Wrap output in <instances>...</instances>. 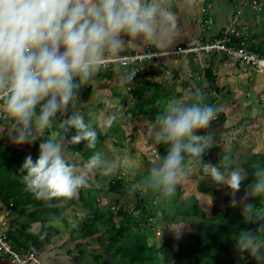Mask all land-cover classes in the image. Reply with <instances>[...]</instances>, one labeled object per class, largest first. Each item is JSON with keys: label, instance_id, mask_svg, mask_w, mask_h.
<instances>
[{"label": "clouds", "instance_id": "obj_1", "mask_svg": "<svg viewBox=\"0 0 264 264\" xmlns=\"http://www.w3.org/2000/svg\"><path fill=\"white\" fill-rule=\"evenodd\" d=\"M175 23L164 0H0V131L7 130L16 145L41 141L38 157L27 156L20 167L25 190L35 199H70L88 185L93 169L111 173L116 162L105 160L99 151L77 170L63 154V137L47 138L46 130L54 133L56 118L63 113L65 118L57 125L63 133L74 130L72 142H86V148L94 149L97 131L92 124L79 112L67 115L69 106L77 103L79 87L129 42L164 41ZM133 75L123 78L131 81ZM194 97L192 103L172 99L151 122L153 141L166 145L167 151L157 158L143 184L162 202L174 195L179 180L187 175L186 160L202 158L214 143L213 133L197 132L209 128L219 109L204 103L200 91ZM114 120L110 115L104 124L111 126ZM224 160L223 170L205 163L203 172L235 196L249 175L231 168L228 156ZM252 176L244 200L264 196V166L256 165ZM241 202L231 200L233 207ZM107 206L105 201L101 209ZM249 209L250 204L244 206V216L260 223L255 230L240 231L236 247L264 264V215ZM183 228L175 231L177 237Z\"/></svg>", "mask_w": 264, "mask_h": 264}, {"label": "trees", "instance_id": "obj_2", "mask_svg": "<svg viewBox=\"0 0 264 264\" xmlns=\"http://www.w3.org/2000/svg\"><path fill=\"white\" fill-rule=\"evenodd\" d=\"M222 34L220 33L217 36H221ZM256 41L257 39L254 37L252 42L250 39H247L245 42L247 44L250 43L253 48H249L252 51L264 55V44L260 43V46H258L259 42ZM242 43V39H238L234 35L231 37V45L240 46ZM208 65L210 66L205 71L204 77H211V80L206 83L211 85L210 89H212L218 77L216 75L214 76L212 64L209 63ZM163 70H165V68H163ZM164 72L165 71H163L162 77ZM160 74L161 70L158 69L157 74L142 70L137 76V81L139 82L141 78L145 76L152 78ZM107 75H109V78L106 77V79L110 83L114 81L122 83L121 85H123V81L113 80L112 73H107L106 76ZM136 84L133 85V89ZM145 86L148 87V89L155 88V85H153L151 81L149 84L146 83ZM216 91H219L218 88ZM86 92L87 89L82 86L79 87L78 93L84 95ZM128 93L131 95L133 93L134 96L133 90H131V93ZM156 98L157 99H153V101L150 102L153 106L161 101L160 94H158ZM206 101L207 100L204 99L203 102L206 103ZM215 102L214 99L209 103L219 109L216 116L218 120L214 122V125L217 129L222 130L226 123L225 113L217 106V102ZM122 103L125 104L123 99ZM127 108H129V111H133V108L129 104ZM141 108H143L141 111L144 112V107L141 106ZM162 111L163 110H160L155 117ZM55 131L62 132L63 130L58 128V130ZM62 134V136H58L56 139L63 137V152L82 155L83 152L80 153V151H82L86 142H72L70 137L74 134V130L67 134L62 132ZM197 134L205 135V132L198 130ZM130 135H132V133ZM226 143L227 142H225V144ZM114 144L116 147L119 146V143L115 142L113 145ZM216 145L217 144L213 145V148ZM229 145L227 144L228 150L225 151V156H229L230 160H232V145ZM165 146L166 145L159 144V146L155 147L160 154L158 157L166 154L167 149ZM94 153L95 152H93L92 155ZM38 154L39 148L37 142L33 144L26 143L24 145H16L12 143L8 133L4 134L0 131V204L2 205L0 213L4 209L10 210L14 214L19 211H24L26 212V218L29 217V219H27L29 223L23 222L22 220L18 221V218H15L17 219V222H15L17 224V229L8 234L17 251L42 252L50 244V239L53 236V230L47 227V223H49L51 219H56L59 220L60 223L62 222V225L68 227L69 223L67 220L66 222L63 219L62 211L70 208V206H74V209H80L81 207L85 211L86 217L80 223L78 229L73 232V236H77L78 234L81 238L80 241L88 240L92 242L95 236L99 235L97 239H95V243L101 247L102 254L98 257H94V259L99 261L103 255L107 256V260L101 261L102 264H257V262L247 256V254L241 253L239 250L235 251L230 249L231 246L236 244L235 239L240 231L255 230L260 223L259 221H250L247 216H244V208L239 212L236 206L233 207L231 204L232 196L225 197L224 201L219 203L223 208H221L219 204L212 206L213 217L211 219H207L206 212L202 210L199 199L196 198V196H191L179 202L182 196L179 189H177L175 194L170 198L175 204L174 212L171 215H165L166 211L160 208L159 203H157L156 206H152L153 200L158 197V194L151 189H145L147 192L146 196H140V189H136L137 191H135L133 203L134 210L127 209V207L120 208L115 214L111 212L110 207H104L103 209L99 208L101 200H99L98 191L96 189L88 190V193H86L88 199L85 198V192L80 191L77 196L75 195L67 200L54 199L50 202H45L35 199L30 192L25 190V186L22 182V174L20 173V167L25 158L31 155L33 160H35ZM150 156H153L152 151L150 152ZM90 157L87 156L86 158L85 156L86 159ZM154 159L152 162L157 163ZM148 160H146V163L150 164L151 168L153 166L152 162ZM258 164L264 166V154H254L244 158L241 168L244 172H247L249 176L247 180L243 181L241 189L236 192L247 190V186L253 180L252 173L255 166ZM148 173L149 172L145 174V177ZM123 182L122 179L115 178L108 184L106 189L112 194H122L125 190ZM221 188H223V186L216 182L210 183L209 185L205 183H200L198 185L200 194H217V189ZM236 192L235 195H237ZM90 199L96 200L95 203L90 204ZM248 204H250V212L257 216L264 215V196L249 198ZM224 205H227V207ZM134 213H139L142 218L138 219ZM163 217L164 222H168V224L171 222L172 224L168 229L166 237L172 239L173 243L172 246L170 245L171 247L168 245V248H164V246L158 248L156 245H151L149 243V238L157 231L155 225L158 224ZM99 218L106 219V223H104L102 227H99ZM184 222H188L189 224L185 223L182 226L184 227L183 229H194L192 232L193 235L186 244L187 247H185L184 237L181 235L177 237L175 233V231L179 229L177 225L183 224ZM203 222L206 224L204 227L200 226L203 225ZM37 223H39L41 227L35 229L33 225ZM116 226L120 227L119 232L123 236L121 239L114 236ZM76 249H84V244H78ZM83 251L85 252L86 249ZM165 254L173 255V259L169 263L165 262ZM108 256L112 258L110 257L108 260Z\"/></svg>", "mask_w": 264, "mask_h": 264}, {"label": "rangeland", "instance_id": "obj_3", "mask_svg": "<svg viewBox=\"0 0 264 264\" xmlns=\"http://www.w3.org/2000/svg\"><path fill=\"white\" fill-rule=\"evenodd\" d=\"M239 1L241 0H235V2L237 3ZM252 1L253 0H245V2L249 3L248 6L250 7H243L242 4H240L237 7V5L239 4L238 3L237 5L234 4L231 6L228 5L226 6V8L227 10H229L230 14L236 13L237 11H239L238 9H243L242 12H244V15L249 16L251 18V20L248 19V21L242 22L244 26L243 28H249L248 31H244L245 32L244 36L247 35L251 36L253 34V32H250V28L252 27L255 33L257 32L259 35L263 33L264 36V32L261 31V28L264 27V22L262 24L257 23L260 22L261 16L259 15H261L262 13L254 11V9L251 7ZM257 2H258L257 8H260V4L262 0H257ZM223 5L224 3L222 1H219L217 6L212 8L213 11H216L218 13L212 15L214 21L220 18L221 12L223 10ZM207 21H210V19H207ZM200 22H204V21H200ZM247 32L250 33L248 34ZM137 59L140 60L139 57ZM153 68L154 66H150V69ZM250 70H252L250 72L256 74V76H253L254 77L253 80H257L258 79L257 75L262 73V72L259 73L257 69H250ZM99 72H101V70H99ZM154 73L157 74V71L154 70ZM96 74L97 72L93 76H96ZM261 75L264 76L263 74ZM102 76L104 75H101L100 76L101 78H98V80L96 81L90 80L86 82L84 85H81V86H86L88 88L86 94L83 95L82 93H77L78 96L77 103L69 106L67 115L72 112H79L80 114L84 115L85 122L89 120H93L98 124V126L92 124V126L97 131V143L95 148L88 149L85 146H83L82 149L85 150V152L83 151L82 155H76L71 161L78 167L82 166L84 164L83 157L84 156H86V158L87 156L90 157L92 153L96 151L101 152L105 160L109 162L115 161L116 166L112 170H114L116 173L118 172L117 176L114 171H112L109 174H103L100 169H93L91 171L92 172L91 175L93 177L92 181L98 182L99 179L100 181L96 185L94 184V182H92L93 183L92 186L98 189L97 190L98 197L100 196L99 193L101 192L105 193V197H107L109 200L106 201L108 202L107 205L118 202L120 200L121 203L127 207V209L134 210L133 203L135 198V191H137L136 189H140L139 192L140 196H146L147 194V192H145L146 191L145 187L143 186V180L145 174H147L146 170H148L151 165L146 163V160L149 159L148 161L152 162V160L155 158V155L158 156L160 155L158 150H156L155 148L156 146H159V144H156L153 141L151 122L155 120L156 118L155 115L160 110H164L163 108H165L167 103L171 101L172 98H174V95H172V93L164 92V94L166 93V95L163 96L162 94L161 101L157 102L158 104L153 106V104H151L150 102H152L153 99H157L156 96L159 94V92L155 91L153 95H151L152 93L150 92L152 88L141 89L136 96L137 101H135V103L133 104V100L131 99L130 94L126 93L125 87L124 86L119 87L122 83L114 82V81L110 83L107 79H102L103 78ZM106 77L109 78V75H107ZM152 80L151 83H153ZM153 85L155 84L153 83ZM222 85L225 86L224 83ZM154 87L157 90L158 86L155 85ZM227 94H229V91H227ZM204 95L205 94L203 93V96ZM216 98L220 99L218 95L216 96ZM122 99L125 101V104L123 106L120 104V101ZM221 99L223 100L217 103V106L220 107L221 110H223V112L225 113V118H226L225 124L226 126L229 127L223 128L224 130L217 129L216 126L214 125L215 124L214 122H217L218 120L216 117V119L211 122L210 124L211 126H209L208 129L199 130L205 132V135L208 134L209 132L213 133L214 143L212 144L211 148L205 151L202 158H190L186 160V167L188 169L187 175L182 177L177 184V189H179L180 192L182 193L179 202L186 200L191 196H196V198L199 199V203L200 206L202 207V210L206 212L207 219H211L213 217L212 206L215 204L218 205L220 202L224 201L225 197L227 196H232L231 197L232 199L235 198L238 201H242L241 203H238L236 205L239 212H241L244 206L248 204V199L244 200L246 191L236 192L237 195L233 196L232 195L233 190L225 185H221L223 186V188L217 189L218 191L217 194H200L198 191V185L200 183H205L208 185L210 183H215V181L211 178L210 175H206V174L204 175L203 172L204 164L211 163L213 165H217L221 170H223L225 167V160H224L226 154L225 151L228 150L227 144L232 145L231 153L233 155V158L232 160H230L229 158L230 161L229 166L231 168L242 170L241 164L243 163L245 157L254 154H264V90L262 92H259L253 89L249 90L248 88H246L245 90L244 89L242 90L241 94L238 91L237 97H229L228 95H223ZM192 100H193V96L188 94L187 96H185L183 102L192 103ZM131 102L133 104L132 106H131ZM127 103L133 108L134 112L128 110L129 108H127L128 106ZM206 104H209V100L206 101ZM141 106L144 107V112L141 111L143 109L141 108ZM61 115L62 117L57 116L56 118V124H55L57 127L56 130H58L59 128L57 126L58 121L60 119L65 118V114L61 113ZM110 115H114L115 120L111 126H107L104 124V121ZM231 130L233 131L231 132ZM131 133L132 135H130ZM58 134L59 131H54V133H50L49 129H47L45 136L47 138L56 139L58 137ZM46 137H42L41 140L46 139ZM115 142L119 143V146L116 147L115 144L113 145V143ZM225 142L227 143L225 144ZM215 144L217 145L214 146L215 148L214 149L213 145ZM38 147H39V143H38ZM165 148L167 149V146H165ZM151 151H153V156H150ZM154 160L158 162L156 158ZM152 163L155 164L154 162ZM117 177H119L124 181L123 183L127 188V192H126L127 196H123L121 194L107 193L106 188L108 184ZM242 185L243 182L241 183L239 190L241 189ZM87 188H89V186H87ZM85 198L88 199L87 194ZM95 201L96 200L94 199L89 200L90 204H94ZM153 201L154 202L152 206H156V204L159 203L160 208L166 211L165 215H171L174 212L175 204L173 203V200L169 199L166 202H162L158 196ZM104 202L105 201H101V205L99 206V208L102 207ZM219 206L223 208L222 205L219 204ZM224 206L227 207V205ZM117 207L118 205L115 204L113 210L114 212L115 210H117L116 209ZM79 210H81L82 212H79L78 214V212L75 211L73 216L75 217L76 215H78L77 219L80 220V222H82L86 217L85 211L81 207ZM134 215L137 216L138 219L142 218V216H140L139 213H134ZM27 219H29V217L22 219V221L29 223V220ZM19 220L20 219H18V221ZM98 221H99V227H102V225L106 223V219L99 218ZM185 223L188 222H184L183 224L177 225V228L179 229L182 228V226ZM170 225H172L171 222L169 224L168 222H164V217H163L160 220V222L155 225L157 229L156 233L153 235L150 234L152 236L149 238L150 239L149 243L151 245H156L158 248L161 246H164V248H168V245L172 246L173 240L169 239V237H166ZM205 225L206 224H204L203 222V225L200 226L204 227ZM1 226L2 223L0 224V227ZM119 228H120L119 226L115 227L114 236L119 237V239H121L123 236L119 232ZM193 230L194 229H183L182 231L181 236L184 237L185 247H187L186 244L193 235L192 234ZM69 240L71 242L73 249L74 247L76 249V244L77 245L78 243L82 244L83 242L80 241L81 238L78 234L77 236L75 235L71 236ZM93 248L97 249L98 245ZM84 249H86L87 251L86 243L84 244ZM84 249L78 251L77 250L72 251L75 252L76 254L77 264L80 263L81 261L80 259L84 260V258H88V253L87 252L85 253L83 251ZM230 249L238 251L236 244L234 246H231ZM175 250H180V249H175ZM101 254L102 252L94 253V255L92 254L91 259H88V261L91 264H102L101 261L107 260V256L103 255V257L99 259V261H97V259H94V257H98ZM110 257L108 256V260ZM172 259H173L172 254L171 255L165 254L166 263H169Z\"/></svg>", "mask_w": 264, "mask_h": 264}, {"label": "crops", "instance_id": "obj_4", "mask_svg": "<svg viewBox=\"0 0 264 264\" xmlns=\"http://www.w3.org/2000/svg\"><path fill=\"white\" fill-rule=\"evenodd\" d=\"M219 1H222L224 3L223 10L221 12L220 18L214 21L212 15H215L218 13L216 11H213L212 8L216 7ZM164 3L167 7L170 8L172 12H174L176 16V23L173 26V30H172V33L170 34V38L165 39L164 41L152 42V43H143L141 41H136L135 43L129 42L128 45H126L125 48L122 49L120 54L125 53V52H131V53L141 52L148 47H155L156 49H159L162 53L168 54L171 50L181 45L185 47H190L194 45L195 43H199V36H204V40H206L207 38L209 39L210 37L217 36L220 33L221 34L226 33L231 30L236 31L237 33L236 36L239 39H242V41L251 48L253 47L250 45V43L247 44L245 42L247 39H250L252 42L255 37L257 41L259 42L258 46H260V43L264 44L263 43L264 42L263 33H261V35H259L257 32L255 33L253 31V27L250 28V32H253V34L251 36L249 35L244 36V33H245L244 31H248L249 28H243L244 26L242 22L243 21L246 22L248 21V19L251 20L249 16L244 15V12H242L240 16H237L236 14L237 12L230 14L229 10H227L226 8V6L228 5L229 6L233 4L237 5L238 3L239 4L237 5V7L240 4L243 5V3H245V0H241L238 3L235 2V0H226V1H223V0H164ZM254 11L262 13L261 15H259L261 16L260 22H257L258 24H262L264 22V0H262L260 4V8H257ZM207 19H210V21H207ZM200 21H204V22H200ZM261 31L264 32V27L261 28ZM250 32H247V33L249 34ZM215 57L217 58H209V57H206L205 54H201L199 58L198 57L194 58L191 56H184V55L179 56V58L175 60L165 58L164 59L165 67H163L165 68L164 70L165 75L163 77H162V74H163L162 67H157V68L154 67L153 69H150V66H146L145 70L147 72H154V70L157 71L158 69V70H161V74L159 76H154V77L151 76L152 78L147 77V76L142 77L141 80L136 84L134 89L132 86L134 96H133V93L132 95L130 94V96H131V99L133 100V104L135 103V101H137L136 96L138 92L141 89H148V87H146L145 84L146 83L149 84L153 78L154 79L152 81L155 85L158 86L157 92H159L160 97H161V94L165 96L166 93H172V95H174V98L172 99H181L182 101L184 100L185 96L190 94L193 96V100H192L193 102L195 99L194 93L196 91H200L204 93L205 94L204 99L209 100V103L211 100H214V99L218 103L223 100L221 99L223 95H228L229 97H237L238 91L241 94L242 90L243 89L245 90L246 88H248L249 90L253 89L259 92H262L264 90V76L261 75V74L264 75V72L261 73V71H258L261 74L257 75L258 77L257 80H253L254 78L253 76H256V74L250 72L252 70H250L249 68L239 66L238 64H235L232 60H229L227 57L220 55V54H216ZM209 63H211L213 66L214 76L216 75L218 77L216 78V81L214 82L215 86L212 87V89H210V85L207 84L208 81L211 80V77L210 78L204 77L205 71L210 66L208 65ZM98 72L99 71H97L96 76H92L90 80L96 81L98 80V78H101L100 77L101 75H104L102 76L103 77L102 79H106V74L112 73L113 80H121L124 82L123 85H120L119 87L124 86L126 93L129 94L128 87H130L131 84L126 79L123 78L126 75V71L120 69L116 64H113L111 72H99V73ZM223 83L225 84V86L222 85ZM82 87L88 90L86 86H82ZM217 88L219 90L218 92L216 91ZM155 91L156 89L153 88L151 89L150 93H152L153 95ZM227 91H229V94H227ZM164 92L166 93L164 94ZM217 95L220 97V99L216 98ZM120 104L122 106L124 105L122 103V100L120 101ZM133 104L131 102V106ZM87 122L98 126L97 122H94L93 120H89ZM228 127L229 126H226L225 124L224 128H228ZM232 131L233 130H231V132ZM3 133L5 134V130ZM62 135H63L62 132L59 131L58 136H62ZM38 143H40V140H38L37 144ZM63 154L65 158L68 159L69 162L71 163H72L71 160L76 155H79V154H68L67 152H63ZM84 158L85 156L83 157V160H85L84 163H86L87 159L86 158L84 159ZM79 167L77 168V170H79ZM149 170L150 168L146 171L149 172ZM91 173H90L91 179L89 182L90 184L86 185L83 188H80L77 191L76 196L79 194L80 191H83L86 194L88 193L89 189H96L95 187L92 186L93 184L92 182L94 181H92L93 177ZM117 173H116V176H117ZM98 182H94V184L96 185ZM123 185L125 186L124 183ZM87 186H89V188H87ZM126 192H127V188L125 187L124 193H122L121 195L127 196ZM107 193L109 194L108 191ZM99 194H100L99 199L101 201H109L108 198L105 197V193L101 192ZM107 204L108 202H106V205ZM115 204H117L118 207L116 208L117 210H115L114 212L113 210H114ZM1 207L2 205L0 204V208ZM73 207L70 206V208L62 211L63 219L65 221L67 220L69 223L68 227L62 225V222L60 223V221L56 219L55 220L51 219L49 223H47V227L53 230V236L50 239V244L42 252L38 253V256L40 258L39 260L41 261L42 264H77L76 254L75 252H72V251L74 250L78 251L80 249H75V247L73 249L69 239L71 238V236H73V232L78 229L81 223L80 220L77 219L78 215L74 217L73 214L75 213V211H77L78 214L79 212H82V211L79 210L78 208L74 209ZM107 207H110L111 212L114 214L120 208H125L126 206H124L119 200L118 202L111 203ZM16 214L12 213L8 209H4L0 213V224L3 222L1 226L3 228L2 230L7 232L8 234L12 233L13 230L17 229V224L15 223L17 222L16 221L17 219L15 218H18L20 220L26 218V212L24 211L23 212L19 211ZM5 215L7 216V218ZM33 227L37 229L36 227L40 228L41 225L37 223V224H34ZM5 229H7V231ZM8 229H10V231H8ZM90 242L91 241L82 242V244L86 243L87 251H85V253L86 252L88 253V258H84V260L80 259L81 261L79 264H91L88 261V259H91L92 254L94 255V253L102 252V249L99 246L97 249L93 248L98 245L95 243V239L91 243ZM0 264H9V261L6 258H4V256L2 255L1 248H0Z\"/></svg>", "mask_w": 264, "mask_h": 264}, {"label": "bare ground", "instance_id": "obj_5", "mask_svg": "<svg viewBox=\"0 0 264 264\" xmlns=\"http://www.w3.org/2000/svg\"><path fill=\"white\" fill-rule=\"evenodd\" d=\"M248 4L249 3L247 2L243 3V7H250L248 6ZM257 6H258L257 0H253L251 7L254 10H256ZM242 10L243 9H239V11H237V16H240L242 14ZM236 34H237L236 31L231 30L229 32L223 33L221 35L222 37L213 36L210 37L209 39L207 38L206 40H204V36H199V43H195L190 47H185L181 45L171 50L168 54L162 53L159 49H156L155 47H148L141 52L121 53L117 56L109 57L110 59H108L101 66L99 70H101V72H111L113 64H116L120 69L126 71V74L134 73L131 81L127 80L131 84V86L128 87V92H131L132 86L138 82L137 76L139 75V72L145 70L146 66H154L156 68L163 67L165 58L175 60L178 59L179 56L181 55L199 58L201 54H205L206 57L217 58L215 57V55L220 54L227 57L229 60H232L235 64H238L239 66L246 67L249 69H257L258 71L264 72L263 54H259L256 51H252L249 48V46H247L243 41H242L243 43L240 46L230 44L231 37L233 35L236 36ZM180 49L182 51H180ZM148 52H151L154 55V57L144 58V56H146ZM136 55L140 58V60L137 59L136 62L129 63L128 65L123 64L124 60H127L129 62L130 57L133 58ZM155 158L157 159L158 155H155ZM2 229L0 231V239L2 240V242H0V248L4 258H6L9 261V264H12L9 255L5 253V248L9 246L13 251L16 252L19 251L15 249L13 243L11 242L8 236V233L3 231ZM26 252H31V251H26ZM33 253H35L38 256L37 252H33Z\"/></svg>", "mask_w": 264, "mask_h": 264}, {"label": "built area", "instance_id": "obj_6", "mask_svg": "<svg viewBox=\"0 0 264 264\" xmlns=\"http://www.w3.org/2000/svg\"><path fill=\"white\" fill-rule=\"evenodd\" d=\"M180 51L182 50L180 49ZM153 57L154 55L151 52H148V54L144 56V58H153ZM137 58H138L137 55L133 58L130 57L129 62L127 60H124L123 64L128 65L129 63L136 62ZM0 231H1V227H0ZM0 242H2L1 239H0ZM5 253L9 255V258L12 264H42L39 261L38 256L33 252H26V251L16 252V251H13L11 247L7 246L5 248Z\"/></svg>", "mask_w": 264, "mask_h": 264}]
</instances>
